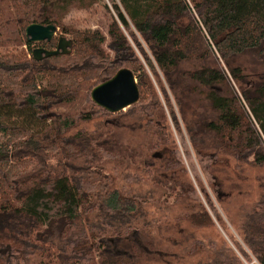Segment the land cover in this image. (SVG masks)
Returning a JSON list of instances; mask_svg holds the SVG:
<instances>
[{
	"label": "trees",
	"instance_id": "16d2710c",
	"mask_svg": "<svg viewBox=\"0 0 264 264\" xmlns=\"http://www.w3.org/2000/svg\"><path fill=\"white\" fill-rule=\"evenodd\" d=\"M101 3L109 16L107 32L65 24L72 10ZM110 3L0 0V264H132L127 248L118 245L141 232L135 228L140 204L150 194L154 198L157 190L152 186L145 193L140 187L153 159H140L131 168L125 151L105 146L109 130L103 121L94 130L75 128L100 115L122 116L141 124L146 140L168 142L167 124L161 127L167 114L159 111L162 102L151 77L161 84L159 72L183 111L197 151L213 138L214 152L231 154L237 166L264 167V81L243 89V99L236 95L202 34L207 32L227 64L250 51L264 55V0ZM34 23L53 24L68 33L63 36L72 40L71 52L36 60L33 50L56 49L58 37L30 42L26 28ZM123 68L133 71L140 98L126 111L112 113L93 102L91 91ZM239 72V67L230 70L234 78ZM161 91L181 130L163 84ZM80 99L88 104L80 112L53 111L56 105H75ZM188 99L202 111L196 120L187 116ZM244 101L249 112L242 107ZM180 165L171 159L163 168ZM109 166L133 185L138 183L136 195L112 185L105 172ZM243 207L237 251L227 245L200 264H264V192ZM185 218L195 227L213 224L201 202Z\"/></svg>",
	"mask_w": 264,
	"mask_h": 264
},
{
	"label": "rangeland",
	"instance_id": "374dc122",
	"mask_svg": "<svg viewBox=\"0 0 264 264\" xmlns=\"http://www.w3.org/2000/svg\"><path fill=\"white\" fill-rule=\"evenodd\" d=\"M105 2L110 3V0ZM108 17L101 3L90 10H72L66 15L64 22L79 29H101L107 32ZM202 34L210 44L218 66L229 76V84L236 95L242 98L243 89H254L264 81V55L250 51L233 57L230 64H227L212 46L207 32L203 30ZM63 35L70 36L58 28L55 37L59 40ZM2 38L4 37H0ZM23 48L30 56L27 46L24 45ZM232 67L240 68L237 78L231 76ZM159 73L161 84L166 87L172 99L181 126V130L176 129L166 97L161 91V84L151 75L162 102L159 111L167 114V120L163 121L161 127L167 124L165 131L170 134L168 142L161 145L154 140H146L142 137V127L138 126L141 124L135 125L134 121L123 119L122 116L106 118L100 115L90 122H80L75 130H94L103 121L109 130L105 146L125 151L131 168H135L133 164L140 162V159H153L152 167L149 168V173L144 174V182L140 187L145 193L150 192L152 186L157 190L154 198L150 194L140 204L135 228H139L138 231L141 232L135 234L133 239L118 245L120 248H127L132 264H200L209 260L214 253L226 250L227 245L237 251L235 241L242 244L236 227L243 206L252 205L264 192V167H254L246 163L237 166V161L231 154L214 152L217 143L213 138L201 148L198 147L197 151L186 129L183 111L178 108L165 78ZM87 105L85 100L80 99L75 105H56L53 111L59 114L76 113ZM186 107L190 119L196 120V113L202 112L201 109L197 111L198 105L194 100L188 99ZM242 107L249 112L245 101ZM161 132L164 134V131ZM171 159L181 161V165L172 170L163 168L165 162ZM114 165H118L117 160ZM105 172L113 178L112 185L122 189L123 194H137L138 183L133 185L132 181L125 180L118 170L110 166ZM200 202L212 217L213 224L209 226L195 227L185 218L187 210L198 206ZM188 205L191 206L188 208ZM214 208L218 214H215ZM196 240L202 244H196Z\"/></svg>",
	"mask_w": 264,
	"mask_h": 264
},
{
	"label": "water",
	"instance_id": "95a60500",
	"mask_svg": "<svg viewBox=\"0 0 264 264\" xmlns=\"http://www.w3.org/2000/svg\"><path fill=\"white\" fill-rule=\"evenodd\" d=\"M58 28L53 25L31 24L26 28V36L32 43L51 42L57 34ZM73 47L72 40L60 37L56 49L49 50L37 47L33 50V56L40 61L59 54H68ZM140 98L137 79L132 70L123 68L111 79L95 86L91 91V99L98 106L112 113L126 110L136 104Z\"/></svg>",
	"mask_w": 264,
	"mask_h": 264
},
{
	"label": "built area",
	"instance_id": "2783aa9c",
	"mask_svg": "<svg viewBox=\"0 0 264 264\" xmlns=\"http://www.w3.org/2000/svg\"><path fill=\"white\" fill-rule=\"evenodd\" d=\"M211 40V39H210ZM211 44H212V46L215 48V45H214V43H213V41L211 40Z\"/></svg>",
	"mask_w": 264,
	"mask_h": 264
}]
</instances>
